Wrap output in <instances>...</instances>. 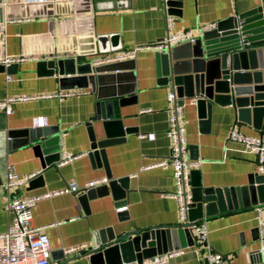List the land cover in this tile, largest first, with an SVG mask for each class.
Here are the masks:
<instances>
[{
	"label": "crops",
	"instance_id": "0c3cea01",
	"mask_svg": "<svg viewBox=\"0 0 264 264\" xmlns=\"http://www.w3.org/2000/svg\"><path fill=\"white\" fill-rule=\"evenodd\" d=\"M181 8H169L173 18V33L191 32L197 39L198 28L217 24L257 8L261 0H176ZM93 31L96 35H118L121 48L115 52L130 50L135 46L152 44L166 36V0H89ZM60 5V0H53ZM48 1L24 0L11 3L12 15L26 10L43 8ZM4 26V48L0 60L25 57L13 74H7L0 65V102L7 97L23 98L10 105L6 114L0 110V233L10 223L8 204L13 197H38L53 193L70 185L82 189L92 180L106 178L103 168L93 167L87 156L90 139L87 125L94 115L96 94L87 89L59 90L58 77L38 76L36 62L44 55L40 52L42 40L32 43L31 51L22 54L21 40L40 38L48 32V24L55 17L24 16L6 18L8 5L1 4ZM179 15V16H176ZM192 46H175L173 58L181 59L192 53ZM31 52V53H30ZM96 54H99L96 52ZM133 71H122L120 87L134 96L135 102L120 109L125 128L137 132L126 137L123 143L106 149L107 159L114 179L128 177L129 190L124 201H114L111 195L89 202L85 213L75 194H63L41 199L32 210L31 225L43 228L49 240L50 260L57 264H89L87 249L118 237L124 232L153 227L178 226L175 200L167 195L174 190L171 169L148 168L160 160L168 159L170 144L166 137V95L171 85L166 83L167 54L153 50L136 53ZM130 67V66H129ZM133 72V75H130ZM7 77H11L7 80ZM118 86V85H116ZM84 91L85 94L58 99L49 97L63 92ZM43 118V127L37 120ZM183 118L188 144V158L197 156L199 176L203 187L232 188L247 184V178L257 170V156L246 152L237 143L229 141L234 116L230 108L214 106L209 131L199 125L195 107L189 102L183 106ZM43 129L52 133V140L65 133L61 151L76 157L57 168H41L30 145L8 149V133L11 131ZM245 136L259 137L249 128H241ZM54 146H57L54 142ZM60 148V147H59ZM190 148L192 150H190ZM192 160V159H190ZM8 166H13L19 178L39 175L43 186L29 189L28 182L6 190L4 185ZM33 178V177H32ZM126 206L120 213L116 209ZM256 209H238L207 218V244L225 256L229 264H258ZM264 219V210L260 211ZM120 219H125L120 221ZM184 253L172 258L168 264H207L194 252L193 243H185ZM86 246L81 256L66 254L65 250Z\"/></svg>",
	"mask_w": 264,
	"mask_h": 264
},
{
	"label": "water",
	"instance_id": "95a60500",
	"mask_svg": "<svg viewBox=\"0 0 264 264\" xmlns=\"http://www.w3.org/2000/svg\"><path fill=\"white\" fill-rule=\"evenodd\" d=\"M3 1L8 5V20L24 16L55 17L48 24L45 36L26 38L20 43L22 54L26 55L31 51L32 43L42 40L40 52L47 56L36 62L38 76L58 77L61 91L90 86L96 94L94 115L87 125L90 146L86 153L93 167L104 169L108 183L80 191L75 194L77 201L84 212L89 213V202L97 198L111 195L114 201L126 200L130 192L129 178L112 177L106 149L123 143L128 135L137 132L125 128L120 115L121 108L135 102L134 96H127L133 89L125 92L119 86L121 72L133 71V61L93 65L96 52L113 53L121 48L118 35L98 36L94 33L89 0H60V5L53 4V0H42L48 1L44 7L50 11L38 8L15 16L11 13V3L24 0H0V53L4 48ZM165 3L167 9L181 8V3L176 0ZM187 45L193 48L189 56L176 60L172 55L175 47L167 53L165 82L175 91L179 104L189 102L195 107L199 125L205 132L209 131L214 106L230 108L234 116L233 129H253L264 141V0L250 12L218 22L215 29L202 33L194 44ZM18 66H7V74L15 73ZM8 139L9 150L30 145L43 170L55 169L60 163L59 148L54 146V142L58 144V138L56 136L53 141L52 133L40 128L11 131ZM190 159L197 160V156L190 154ZM256 164L258 166V157ZM27 182L29 189L35 185L43 186L39 175ZM191 185L193 203L187 224L124 232L88 248L89 264H142L153 257L178 251L187 242L191 245L193 241L188 229L191 223L238 209L264 210V172L250 174L244 186L210 188L202 186L199 171L193 170ZM256 256L259 258L257 253Z\"/></svg>",
	"mask_w": 264,
	"mask_h": 264
},
{
	"label": "built area",
	"instance_id": "2783aa9c",
	"mask_svg": "<svg viewBox=\"0 0 264 264\" xmlns=\"http://www.w3.org/2000/svg\"><path fill=\"white\" fill-rule=\"evenodd\" d=\"M165 25L166 36L155 43L143 46H135L130 50H124L106 54H96L94 56L93 65L101 66L114 64L119 62L134 60L137 52L141 50H153L159 54H167L173 47L181 44H194L197 40L191 32L173 33V18L167 14L165 6ZM216 24L210 23L198 28L201 35L204 32L215 29ZM25 57L17 59L0 60V65L7 67L14 63L23 62ZM11 77H7L10 80ZM85 94L84 91L78 92H63L57 95L49 96L63 99L65 97L78 96ZM23 98L7 97L0 102V110L8 114L10 105ZM166 111H167V130L166 137L170 144V155L168 159L160 160L156 164L145 168H162L171 169L174 190L167 197L172 198L176 202L179 225L183 226L188 223V211L193 203L191 172L198 168L197 161L188 158V144L186 140V129L183 118V106L179 104V100L175 91L171 88L166 95ZM44 120H37V127H43ZM65 133H60L57 147L59 152L62 147ZM229 141L240 144L246 152L255 154L258 157L257 173L264 172V141L260 137H250L241 134L236 129H232L229 133ZM61 158L58 166H62L72 161L76 156L65 151L60 152ZM36 174L19 178L15 173L13 166H8L6 173L5 189L10 190L14 187H19L27 183L29 179ZM108 183L107 178H101L89 181L82 189L76 185H70L63 189L57 190L50 194H45L38 197H13L8 204L10 212V223L6 231L0 233V264H57L50 260L49 240L42 233L43 228L33 227L31 225L32 210L35 205L43 198L59 196L63 194H78L82 190L93 189ZM126 206L116 209L117 213L126 210ZM257 240L259 247L257 254L259 256V264H264V219L260 215V209L257 210ZM191 232L194 245V252L201 256L207 264H229V260L219 253L214 252L207 244V228L204 223H191L188 227ZM86 246H77L65 250L66 254L81 256L85 251ZM184 253L183 249L166 253L161 256H156L145 260L142 264H168L169 261Z\"/></svg>",
	"mask_w": 264,
	"mask_h": 264
}]
</instances>
